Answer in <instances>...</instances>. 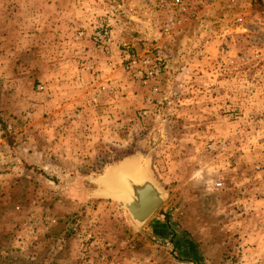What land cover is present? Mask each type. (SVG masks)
Segmentation results:
<instances>
[{
    "label": "rangeland",
    "instance_id": "rangeland-1",
    "mask_svg": "<svg viewBox=\"0 0 264 264\" xmlns=\"http://www.w3.org/2000/svg\"><path fill=\"white\" fill-rule=\"evenodd\" d=\"M73 3L74 42L96 53L98 69L79 78L73 94L88 101L70 114L80 120L94 108L110 136L99 139L95 123L71 124L68 134L82 135L53 149L35 132L36 109L7 118L4 71L13 64L0 57V264H241L232 225L245 195L235 178L264 154V68L234 53L247 50L241 36L234 45L218 36L244 13L242 0H210L185 19H171L158 0ZM105 28L110 40L98 47L93 35ZM47 32L42 48L28 43L15 62L28 67L42 49L44 65L57 63L62 43ZM127 55L139 60L138 74ZM132 155L149 160L167 192L140 232L114 201L87 196L90 177Z\"/></svg>",
    "mask_w": 264,
    "mask_h": 264
},
{
    "label": "crops",
    "instance_id": "crops-1",
    "mask_svg": "<svg viewBox=\"0 0 264 264\" xmlns=\"http://www.w3.org/2000/svg\"><path fill=\"white\" fill-rule=\"evenodd\" d=\"M74 6L73 0H0V50L5 52L2 54L0 51V57L13 64L8 73L4 71V90L8 91L6 109L9 110L4 115L9 119L12 116L19 119L28 107L36 109L33 113L35 132L40 138L53 143V149H64L61 146L63 140L69 143V137L78 140L82 135L68 134L72 131L71 124L78 130L86 124L92 126L95 123L93 130L97 131L99 139L110 136L106 135L110 134L105 125L108 122H100L94 108L82 109L80 120H75L70 114L76 106L85 107L84 104L88 101V98L85 100L86 98L75 97V93L73 94L72 90L81 86L78 84L79 78L87 75L86 69L91 66L98 69L96 53L90 49L84 50L80 46L82 42H74L78 38L74 34ZM47 30L53 33L49 34ZM45 32L50 40L62 43L61 49L54 53L57 63L44 65L37 55L42 49H38L28 67L17 64L14 59H20L25 54L23 51L27 50L28 43L35 42V47L42 48L40 44L44 42ZM69 46L73 49L67 48ZM30 49H34L32 44ZM66 57L70 59L66 60ZM91 57L94 58L91 60ZM73 58L76 59L72 60ZM36 83L43 85L41 93L36 92ZM86 111L91 113L87 114ZM103 130L105 132L100 135ZM260 156L262 159L259 165H242L240 168L248 173H243L242 178H235V187L243 186V196L245 195L241 201L236 199L239 205H236L233 214L237 219L232 225L236 240H240L237 243L243 248L241 264H264V154L260 153ZM242 158L243 156H236V164L242 163ZM255 166L257 172L253 174L250 171ZM154 228L160 227L156 225Z\"/></svg>",
    "mask_w": 264,
    "mask_h": 264
},
{
    "label": "water",
    "instance_id": "water-1",
    "mask_svg": "<svg viewBox=\"0 0 264 264\" xmlns=\"http://www.w3.org/2000/svg\"><path fill=\"white\" fill-rule=\"evenodd\" d=\"M87 181L94 186L87 196L114 201L126 213L134 232H140L167 200V192L149 160L141 155L128 156L105 166L100 175Z\"/></svg>",
    "mask_w": 264,
    "mask_h": 264
},
{
    "label": "built area",
    "instance_id": "built-area-1",
    "mask_svg": "<svg viewBox=\"0 0 264 264\" xmlns=\"http://www.w3.org/2000/svg\"><path fill=\"white\" fill-rule=\"evenodd\" d=\"M208 1L210 0H158V8L171 13V16L174 17L171 19H185L194 16L190 14L194 7H204L208 4ZM240 7L244 10V13L235 14L229 18V33L227 35L221 33L218 39H225V36H227L234 45L235 37L239 38L241 36L247 50L243 52L234 50V53L242 55V57H245L244 59L258 60L259 63L263 64L261 67L264 68V0H242ZM93 37L95 44L98 47H103L110 40V31L106 28L102 29L94 33ZM219 46L222 47V45ZM219 46L217 52L220 50ZM204 51L200 54H204ZM126 61L127 69L133 72L137 71L138 74L140 69L139 60L134 56L127 55ZM152 72L157 73L158 68L156 66L151 67ZM139 74H142V72L139 71Z\"/></svg>",
    "mask_w": 264,
    "mask_h": 264
},
{
    "label": "trees",
    "instance_id": "trees-1",
    "mask_svg": "<svg viewBox=\"0 0 264 264\" xmlns=\"http://www.w3.org/2000/svg\"><path fill=\"white\" fill-rule=\"evenodd\" d=\"M3 122L1 121V119H0V124H2ZM3 128H5V126H3ZM16 145L18 144V143H15ZM20 147V146H19Z\"/></svg>",
    "mask_w": 264,
    "mask_h": 264
}]
</instances>
